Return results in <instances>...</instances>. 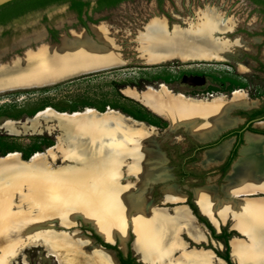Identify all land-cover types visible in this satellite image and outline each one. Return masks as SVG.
<instances>
[{"label":"bare ground","instance_id":"6f19581e","mask_svg":"<svg viewBox=\"0 0 264 264\" xmlns=\"http://www.w3.org/2000/svg\"><path fill=\"white\" fill-rule=\"evenodd\" d=\"M226 16L216 8L207 7L201 9L198 18H188L190 20H187L186 27L176 22L169 27L167 19L155 17L137 37L141 58L150 65L165 64L173 60L223 61L229 57L230 47L242 44V40L239 39L231 43L230 40L218 38V34L234 29V20ZM93 31L97 40L91 39L84 31H72L70 37L68 34L61 37L60 45L41 44L35 49L27 48L22 55L0 63V93L44 87L65 81L68 74L95 73L127 63L117 52L118 46L108 35L107 27L97 26ZM44 38L45 35L41 33L34 38V42ZM28 42L24 46L28 45ZM124 93L135 97L128 88ZM144 93H148L145 98L149 103L166 108L179 118L191 113L193 108L202 109L196 113L199 121L192 128L200 141H207L220 131L234 126L236 120L225 119L226 114L234 107L248 105L246 93L240 90L234 91L230 98L224 95H211L207 98L186 96L161 84L158 88L148 86L147 90L140 91V94ZM174 101H181L184 108L175 106ZM50 112L74 119L90 117L96 114L97 110L88 108L84 112L60 113L52 107H47L40 111L37 117ZM111 114L115 116L110 118L114 123L109 124L107 128L109 147L106 149L101 148L96 141L83 151L68 152L58 143L47 149L46 153L33 154L28 161L21 159L17 152L0 157V264H6L9 251L13 252L12 257L18 258L24 256L27 248L35 247H44L49 253L48 256H54L60 264H114V261L111 262L97 250L94 252V259L87 263L86 255L78 251L65 235L56 234L53 229L48 228L57 220L63 225L71 226L74 224V217L84 218L104 237H108L107 239H112V236L117 234L124 239L128 228L131 227L139 244L138 255L146 262L152 260L159 261L160 264H217V260L221 262V259H217L209 249H195L190 252L183 250L182 256L174 262L171 261L172 247L167 242L171 224L160 222L161 218L156 215L149 218L145 213L147 195L144 190L149 183L166 182L168 180L166 169L160 164L157 151L138 146L140 138L146 133L141 125L112 108L100 115ZM63 126L67 131L75 128L74 125L67 123H63ZM70 139L73 140L74 136ZM246 142L241 151L242 161L235 166L225 187L229 196L250 192L264 193V159L257 155L264 149V140L247 134ZM229 143H225L215 152L208 151V160H214L222 154ZM56 152L64 160L79 163L80 166L65 164L51 168L46 162L47 157ZM128 158L134 161L132 165L125 162ZM125 167L128 169L125 170ZM125 171H128V178L126 175L123 176ZM123 179L139 183L140 191L137 190L139 192L135 193L131 185H121ZM22 189L28 192L15 204L17 210L9 209L15 203V193ZM194 192L195 202L204 215L210 217L216 225L218 223L215 214L223 221L230 216L233 227L246 236L247 239L234 237L231 241L235 264H264V197L236 203L233 199L218 200L214 189L209 186L197 188ZM167 198L178 201L184 200L185 197H179L171 190ZM181 212L183 217L189 220L187 227L191 230V237L195 243L206 240L188 213ZM20 222L29 223L31 227L27 228L28 230L35 226L41 228L31 231L24 240H18L16 235L23 233L16 227ZM6 242L8 248L3 245Z\"/></svg>","mask_w":264,"mask_h":264},{"label":"rangeland","instance_id":"374dc122","mask_svg":"<svg viewBox=\"0 0 264 264\" xmlns=\"http://www.w3.org/2000/svg\"><path fill=\"white\" fill-rule=\"evenodd\" d=\"M207 7L216 8L224 16L231 17L235 22L232 31L218 34L219 39L230 40L231 43L238 39L242 40V44L230 47L227 59L191 62L173 60L156 65L144 62L139 50L140 45L136 41L140 32L145 31V27L151 19L155 17L165 18L169 22V27L174 22L186 27L191 18H198L201 9L204 10ZM83 18L86 24L91 27V31L89 28L87 30L93 40H97L93 31L95 27H107L108 35L115 40L118 46L117 52L127 63L57 84L0 93V157H6L9 153L17 152L21 159L28 161L33 154L37 152L46 153L47 149L56 146L58 143L68 152L83 151L96 141L101 148L106 149L109 147L107 128L109 124L114 123L110 118L115 115L102 116L100 114L112 108L141 125L146 133L144 137L140 138L138 146L154 152L157 151L156 153L160 156V164L168 174L166 182L149 183L144 193L148 196H146L145 204L147 217L153 218L156 215L159 219L161 218L160 222L171 224L172 228L169 230L167 238L168 245L172 247L171 261L174 262L182 256L183 250L190 252L195 249H209L216 252V248L219 247L218 243L222 244L223 238L227 237L228 240L232 237L242 238L236 232H228L229 225H227L222 228L224 235L220 234L219 236L222 235V237L212 242L213 246H202L195 243L191 237V230H188L187 227L189 220L183 217L182 212L177 208L178 204L170 203L171 199H168L167 195L171 190H174L179 197H185L188 205L192 202L197 207L195 189L211 185H223L221 175L228 171V169L217 168L214 161L208 160V151L205 149L226 133L241 129L248 119L263 115V7L251 0H124L110 7H91L89 14L84 13ZM76 20L75 15L68 10L66 4H59L26 13L11 20L5 26H0V41L5 30L10 29L12 32L10 41L0 45V57L2 58H0V63H5L10 58L22 55L27 48L35 49L41 44L49 45L51 34L47 35L45 29L48 25L52 26L53 31H55L57 42L62 40L63 35L68 34L67 36L70 37L72 31L79 32L82 27L76 23ZM40 32L45 35V38L39 42H34V38L41 34ZM27 41H29L28 45L24 46ZM161 84H165L174 92H182L186 96L207 98L211 95H224L230 98L234 91L240 90L246 93L248 105L229 110L228 113L236 118L234 126L220 131L215 138L200 141L187 133L183 127L171 129L170 123L166 119L158 117L132 99L141 96L146 97L148 93L140 94V91L147 90L148 86L158 88ZM126 88L135 97L125 93L123 95L120 92L121 90L124 92ZM170 98L172 97L170 96ZM47 107H52L60 113L84 112L88 108H93L97 110V113L90 117L74 119L61 117L56 112L37 117L38 113ZM57 117L67 121L69 125H74L75 128L71 130L72 132L67 131L62 123L55 125L64 133L62 138L59 131L52 134L47 131L38 134L40 130H53L54 125L50 122ZM244 131L239 148L246 145L247 134L264 135V120L254 123L252 128H247L242 132ZM73 136L74 139H70ZM46 162L51 168H58L65 166V164L74 165V163L64 160L58 152L49 154ZM125 162L129 165L134 163L130 158ZM127 169L128 167H125V170ZM127 172H123V176L126 175V178L129 177ZM121 183V185H131L135 193L140 191L139 183H132L128 179H123ZM27 192L26 189H22L15 193V203L9 209L16 211L17 205L15 204ZM204 218L207 220L206 217ZM73 219L74 224L71 226L63 225L57 220L53 226L49 225L48 228L53 229L52 231L56 234L65 235L78 251L86 255L87 263L94 259L93 255L97 250L109 258L111 262L114 261V264H120L119 256L129 257V255L135 264H160L159 261L154 260L146 262L138 255L139 244L131 227L128 228L124 239H121L118 234L117 237L114 235L112 239H107L108 237L105 236L104 238V235L84 218L74 217ZM16 227L21 229L20 232H23L17 233L16 239L18 240H24L31 231L41 228L35 226L28 230L27 228L31 225L24 222H20ZM217 233L219 234V232ZM3 245L6 248L9 247L7 242ZM107 245L114 248H109ZM178 245L179 247H177ZM45 250L44 247L27 248L24 256H18V258L12 257L13 252L9 251L6 264H60L54 256H48L49 253ZM232 264L235 262L233 261Z\"/></svg>","mask_w":264,"mask_h":264},{"label":"flooded vegetation","instance_id":"af4514ba","mask_svg":"<svg viewBox=\"0 0 264 264\" xmlns=\"http://www.w3.org/2000/svg\"><path fill=\"white\" fill-rule=\"evenodd\" d=\"M84 5L82 6L83 8H82V13L81 14H79V12L77 11V9H75V7H73L74 5H73V2L72 1H66V2H64V3H52V4H50V5H48V6H51V5H59V4H66L67 5V7H68V10L69 11H71L74 15H75V17H76V23H79V25L82 27V30H80V31H84L85 32V34L87 35V36H89L90 37V35H89V31L87 30V28H91L88 24H86V22H85V20H84V18H83V14L84 13H87V14H89V9L91 8V7H99V5H98V3H99V0H80ZM251 1H253V2H255V0H251ZM256 4H258L259 6H261V7H263V9H264V4H262L263 3V1L261 2V3H257V2H255ZM93 5V6H92ZM47 6V7H48ZM107 7H110V6H107ZM43 9V8H42ZM37 10H39V9H35V10H31V11H28V12H26V13H29V12H32V11H37ZM26 13H24V14H26ZM24 14H22V15H24ZM22 15H20V16H22ZM20 16H18V17H20ZM18 17H15V18H13V19H16V18H18ZM12 19V20H13ZM7 24V23H6ZM6 24H1L0 26H5ZM44 24V23H43ZM55 28H57V27H55ZM45 29H46V31H47V35H49V34H51V42H49V45H60L61 44V40H60V42H57V40H56V33H55V31H53V28H52V26H50V25H48V26H46L45 27ZM90 31H91V29H90ZM93 32V31H92ZM95 34V33H94ZM16 35H18V34H16ZM46 35V36H47ZM11 37H12V32L10 31V29H7V30H5L4 32H3V36H2V38H1V41H0V45H2V44H7L9 41H10V39H11ZM97 39V38H96ZM2 42V43H1ZM262 116H264V113H263V115H257V116H254V117H252V118H250V119H248L247 121H246V123H245V125L241 128V129H239V130H233V131H230V132H228V133H226L225 135H223V136H221L218 140H216L215 142H213V143H211L210 145H209V148H211V149H213V150H211V151H213V152H215L216 150H218L219 148H217L218 146H220L224 141H226V140H229V139H232L231 140V142L229 143V145H228V153H227V155H225L224 156V154L223 153H225V151H227V149L222 153V154H220L219 156H217V157H215L214 158V160H212V161H214V163H215V166L217 167V168H221V170H223V169H228V171L227 172H225V174H223V175H221V181H223L224 183H226V177H227V175H228V172H229V170H230V168H231V166H232V164L234 163V161L237 159V157H238V151H239V146H238V148L236 149V146H237V144L239 143V141H241L242 139H243V134L245 133V131L244 132H242V130L244 129V127L249 123V122H251L250 123V125L248 126V129L249 128H252V126H253V124L254 123H256V122H253L256 118H259V117H262ZM230 145H231V147H230ZM229 147H230V149H229ZM236 149V152L234 153V150ZM191 207V206H190ZM198 207V206H197ZM206 226H207V224H206ZM207 228H208V226H207ZM209 229V228H208ZM209 240H208V243L206 244V243H202L201 245L202 246H208V245H212V242H215V240H217V237H219V235L220 234H223L224 235V230H222L221 229V232L218 234L217 233V231H216V229H214V231H212V230H210L209 229ZM222 236V235H221ZM244 237H242L243 239H247L246 238V236L245 235H243ZM229 240H228V238L226 237V238H223V250L222 251H220L219 249H216V254L218 255V257H220V258H222L223 260H225L226 261V263L225 264H230L228 261H227V248H226V242H228ZM213 246V245H212ZM214 248H216V247H214ZM214 251H215V249H214ZM118 259H119V263L120 264H123L124 262H127V264H131V261H129L130 259H129V257L127 256V257H121V256H119L118 257ZM221 262H222V260H221Z\"/></svg>","mask_w":264,"mask_h":264},{"label":"crops","instance_id":"0c3cea01","mask_svg":"<svg viewBox=\"0 0 264 264\" xmlns=\"http://www.w3.org/2000/svg\"><path fill=\"white\" fill-rule=\"evenodd\" d=\"M251 134V133H250ZM251 135H254V136H257V138H262L263 140H264V135H258V134H251ZM247 143V142H246ZM230 147H231V145H230ZM230 147H229V149H230ZM244 147V146H243ZM243 147H241L240 149H239V151H238V157H237V159L234 161V163L232 164V166H231V168H230V170H229V172H228V175H227V177H226V183H224L223 185H221V186H217V185H211V186H209V187H211L212 189H214V192H215V194H216V197H217V199L218 200H220V201H223V200H226V201H230L231 199H233V200H235L236 201V203H241L242 201H245V200H248V199H256V198H263L264 197V193L263 192H250V193H239V194H237V196H236V194H234V195H230L229 196V194L225 191V187H226V185H228V183H229V179L231 178V177H229V176H231V174L234 172V169H235V166L239 163V162H241L242 161V158H243V155H242V148ZM227 153H228V149H227V151L225 152V153H223L224 154V156L225 155H227ZM262 153V154H261ZM257 155H259V156H261L263 159H264V149L262 150V152L260 151ZM213 186V187H212ZM170 203L171 204H178V206H177V208L180 210V212L181 211H185V212H187L188 213V215H189V218H191V221L195 224V225H197V226H199V228H200V230H201V232H202V234L205 236V238H206V240H203V241H200V242H196L197 244H202V243H208V240H209V229L207 228V226H206V224L204 223V222H201V221H199V219L195 216V214H194V212H193V210H192V208L190 207V205H188L187 203H186V201H185V198H184V200H178V201H170ZM178 210V211H179ZM199 211H200V209H199ZM200 213H201V215L203 216V217H206L207 218V220L209 221V223L217 230V232H221V229L223 228V227H225V226H227V225H229V228L227 229V231L228 232H236L237 234H239L240 236H242V237H244L239 231H237L234 227H233V225H232V219L230 218V216L228 217V219L226 220V221H223L217 214H215L214 215V217H215V219L217 220V225L210 219V217H208V216H206V215H204L201 211H200ZM195 242V241H194ZM219 245V247H217L216 249H219L220 251H222L223 250V244H221V243H218ZM213 252V251H212ZM213 254L216 256V258L217 259H219L220 257H218L217 255H216V253L215 252H213ZM220 259H222V258H220ZM233 262V261H232ZM225 264L226 263V261L225 262H219L218 260H217V264Z\"/></svg>","mask_w":264,"mask_h":264},{"label":"water","instance_id":"95a60500","mask_svg":"<svg viewBox=\"0 0 264 264\" xmlns=\"http://www.w3.org/2000/svg\"><path fill=\"white\" fill-rule=\"evenodd\" d=\"M14 0H0V7L7 4V3H10ZM168 21V20H167ZM169 24V23H168ZM91 38V37H90ZM92 39V38H91ZM19 56V55H18ZM194 61H205V60H194ZM124 65V64H122ZM120 65V66H122ZM91 74V73H89ZM83 75H88V74H80V75H72V74H68V76H66V80H70V79H74L76 77H79V76H83ZM65 80V81H66ZM63 82V81H62ZM54 84H57V83H54ZM48 85H52V84H48ZM47 86V85H46ZM123 95H124V92L123 90L120 91ZM134 101L138 102L139 104H141L143 107H145L146 109H148L149 111H151L153 114L157 115L158 117H161L163 119H166L169 123H170V128L171 129H176V128H179V127H183L184 130L191 134L192 136H194L196 139H197V136H195V132L192 130L193 126L199 121V116L196 115L197 112H200V110L202 109H197V108H193V111L191 113H187L186 115H184V117H180L178 115H176L175 113H171V111H168L166 108H161L160 106H157V105H153L151 103L148 102V100L145 98V97H135V98H132ZM175 106L179 107V108H184L183 106V103L181 101H174L173 102ZM225 119H230V120H235L236 118L231 116L229 113L226 114V117ZM264 120V116L260 117V118H256L253 122H259V121H262ZM42 122V121H40ZM252 122V121H251ZM249 122L243 130H246L248 128V126L250 125ZM52 125H54V129L53 130H40V132L38 134H42L43 132L47 131L48 133L52 134L53 132L55 131H59L60 134H61V137H63V134L61 132V129L59 127H56L55 125H59V124H62V123H67V121H64L63 119H60V118H55L53 119V121L50 122ZM242 130V131H243ZM250 133V132H249ZM218 134H216L215 136H213L212 138H215ZM260 135V134H258ZM59 140V139H58ZM232 139H229V140H226L224 141L220 146H218L217 148L221 147L222 145H224L225 143L227 142H231ZM213 149L211 148H206L205 151H211ZM53 158V157H52ZM76 163V162H75ZM74 165H79V163L75 164ZM114 236V235H113ZM116 236V235H115ZM105 238V237H104ZM234 237H232L231 239H229L228 241V244H229V247H230V259L231 261H234L233 260V256H232V252H231V241ZM220 259V258H219ZM223 262H225V260L221 259Z\"/></svg>","mask_w":264,"mask_h":264},{"label":"trees","instance_id":"16d2710c","mask_svg":"<svg viewBox=\"0 0 264 264\" xmlns=\"http://www.w3.org/2000/svg\"><path fill=\"white\" fill-rule=\"evenodd\" d=\"M66 1H72L73 2V7L77 9L79 14L82 13V6L83 4L80 0H14L10 3H7L3 6L0 7V25L1 24H6L10 22L13 18L18 17L28 11L35 10V9H42L47 7L48 5L52 3H64ZM124 0H99V7L100 6H114L119 4ZM264 4V0H255L257 3ZM262 113H264V109L262 110ZM241 141L236 146V149L238 148L239 144ZM209 147V145H208ZM236 149L234 150V153L236 152ZM189 205L191 206L195 216L199 219V221L204 222L207 224L208 228L212 231H214V227L207 221L200 213L196 205L194 203L190 202ZM222 236H219L217 238H221ZM109 246V245H107ZM109 248H114L113 246H109ZM226 248H227V261L232 264V261L230 259V247L228 242H226ZM129 261H131V264H135L133 258L129 255ZM127 264V263H126Z\"/></svg>","mask_w":264,"mask_h":264}]
</instances>
